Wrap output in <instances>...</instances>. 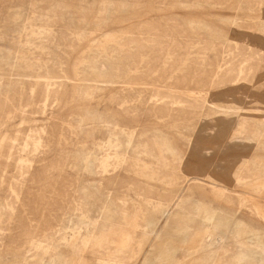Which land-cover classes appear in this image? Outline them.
Here are the masks:
<instances>
[{
	"label": "rangeland",
	"instance_id": "374dc122",
	"mask_svg": "<svg viewBox=\"0 0 264 264\" xmlns=\"http://www.w3.org/2000/svg\"><path fill=\"white\" fill-rule=\"evenodd\" d=\"M0 264H264V0H0Z\"/></svg>",
	"mask_w": 264,
	"mask_h": 264
},
{
	"label": "bare ground",
	"instance_id": "6f19581e",
	"mask_svg": "<svg viewBox=\"0 0 264 264\" xmlns=\"http://www.w3.org/2000/svg\"><path fill=\"white\" fill-rule=\"evenodd\" d=\"M201 57V56H200ZM211 79V78H210ZM223 124V123H222ZM252 183V182H251ZM243 185V184H242ZM254 185V184H253ZM241 186V185H240ZM254 187V186H253ZM257 187V186H256ZM126 219H128V218H126V217H124V223L126 224V225H129V226H131V224L132 225H135V222L134 223H131V224H129V219L128 220H126ZM76 231V230H75ZM47 257V256H46ZM77 263V262H76Z\"/></svg>",
	"mask_w": 264,
	"mask_h": 264
}]
</instances>
